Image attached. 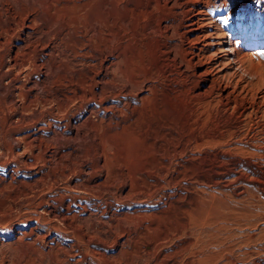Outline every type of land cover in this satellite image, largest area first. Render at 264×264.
Here are the masks:
<instances>
[{
    "label": "rangeland",
    "instance_id": "374dc122",
    "mask_svg": "<svg viewBox=\"0 0 264 264\" xmlns=\"http://www.w3.org/2000/svg\"><path fill=\"white\" fill-rule=\"evenodd\" d=\"M84 1H55L66 8L52 10L49 20H56L57 28L62 19L67 27L100 20L103 34L115 35L113 53H105V65L112 61L114 71L105 80H114L116 94L104 98L102 105L109 108L99 118L92 116L87 139L79 145V156L88 164L82 168L91 169L93 155L105 166L102 172L70 175L66 156L46 154L51 162L25 170L9 152H0L4 264H264V222L240 227L255 234L246 242L236 241L230 230L231 222L249 220L264 208V105L259 100L264 70L260 85L244 87L239 81L229 93L201 72L196 53L204 40L195 37L200 33L196 21L207 0ZM213 1L224 2L220 20L236 26L247 22L246 10L261 0ZM207 27L214 30L212 24ZM204 39L212 42L205 53L215 50L216 37ZM256 49L254 61L264 63V43ZM52 106L39 103L32 109ZM62 122L54 120L52 126L60 128ZM14 149L22 152L21 159L28 157L22 146ZM43 173L47 183L36 180ZM85 182L103 183L102 191L94 195L65 187ZM53 211L69 216L64 221L70 230L63 235L36 219L40 213L61 225Z\"/></svg>",
    "mask_w": 264,
    "mask_h": 264
},
{
    "label": "bare ground",
    "instance_id": "6f19581e",
    "mask_svg": "<svg viewBox=\"0 0 264 264\" xmlns=\"http://www.w3.org/2000/svg\"><path fill=\"white\" fill-rule=\"evenodd\" d=\"M43 1L45 3L32 0H0V152H9L11 159L19 163L25 170L33 166L38 167L39 162V167L43 168L45 164L51 162L47 155L55 157L57 154L61 158L66 156V161H62L71 175L78 170L83 172L85 167L82 168V165H88L85 158L79 156V145L82 140L87 139V130L92 126V116L99 118V112L109 108L102 105L104 98L116 94L114 80H105L110 70L113 69L111 68L112 61L105 65V58L108 56L105 53H113L115 45L112 44L115 41H112V44L110 41L115 35L111 34L109 37L110 35L103 34L104 24L102 25L100 20L73 21V24H68V27L72 25V30H68L62 19L60 20L62 28H57L56 20H49L53 16L51 11L59 10L60 12L66 8V4L65 6L60 3L56 5L55 1L58 0ZM206 4L196 21V28L200 29V33L195 37L198 40L200 38L204 40L196 53L198 63L203 64L201 72L210 76L213 83H220L222 90L226 93L236 87L235 85L239 81L244 87L257 86L258 79L264 70V63L262 58L255 61L253 58L258 55L257 46L264 43V0H261L256 6L250 5L246 10L250 14L246 17L247 22L236 24V26L233 23L227 24L225 18L220 20L221 17L217 13L222 4L213 0H207ZM255 14L258 16L254 17ZM46 16L47 19H45ZM44 23L48 24L45 28H43ZM210 24L214 26V30L208 29L210 27L207 26ZM225 24L228 25V29H225ZM205 27L207 28L203 29ZM25 28L27 29L25 30ZM90 30L93 34H90ZM84 32H89V34ZM211 35L217 39L216 47L210 53H205L207 46L212 42H207L204 38ZM244 41L247 44V49L242 51L241 46ZM218 52H220L219 59L212 62L211 58L214 53ZM110 79L112 78L110 77ZM220 80H222V84ZM57 85H60L61 88L65 87L69 91H58V88V90L54 88ZM259 98L264 105V89L260 92ZM47 102L54 106L45 111L32 109L34 105ZM6 108L17 112V115L12 118L9 116L10 114L8 115L9 111H6ZM88 109L91 115H84V111ZM63 119L64 122L57 123L62 127L52 126L54 120L62 121ZM15 146H22L23 153L28 154V157L21 159L19 156L22 152L14 151ZM92 158L91 169L84 172H90L89 174L102 172L105 165L95 163L94 160L97 158L95 159L94 155ZM63 173L65 176L68 175L66 172ZM45 175L46 173L40 174L36 180L45 181L43 178ZM80 183L65 187L94 195H98L102 191H100L103 187L101 182L96 185L86 182V184L80 185ZM47 186L45 188H52V185L47 184ZM105 191L112 193L110 187H105ZM62 197L61 193L60 199ZM60 202L62 203V201ZM58 212L53 211V216L55 220L62 219L60 223L64 226L52 222L51 217L43 216L40 213L37 214L36 219L39 222H44L45 219L50 228L62 234L68 229L69 223L67 222L66 226L64 220L69 216L62 212L58 214ZM6 220L7 217H0V223ZM261 222H264V208L262 211H257L249 220L241 217V219L231 222V235L236 241L246 242L255 234L241 232L239 231L240 227L245 224L259 227ZM261 232H264V227H261ZM4 252L0 250V264H4L6 260Z\"/></svg>",
    "mask_w": 264,
    "mask_h": 264
}]
</instances>
